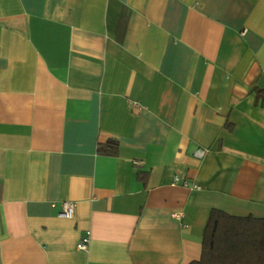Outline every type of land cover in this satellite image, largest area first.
I'll list each match as a JSON object with an SVG mask.
<instances>
[{
    "label": "crops",
    "instance_id": "0c3cea01",
    "mask_svg": "<svg viewBox=\"0 0 264 264\" xmlns=\"http://www.w3.org/2000/svg\"><path fill=\"white\" fill-rule=\"evenodd\" d=\"M214 207L264 216V0H0V264H189Z\"/></svg>",
    "mask_w": 264,
    "mask_h": 264
},
{
    "label": "trees",
    "instance_id": "16d2710c",
    "mask_svg": "<svg viewBox=\"0 0 264 264\" xmlns=\"http://www.w3.org/2000/svg\"><path fill=\"white\" fill-rule=\"evenodd\" d=\"M119 140L97 142V151L116 155ZM146 172L138 171L144 179ZM189 264H264V216L235 215L212 208L202 237V251Z\"/></svg>",
    "mask_w": 264,
    "mask_h": 264
},
{
    "label": "built area",
    "instance_id": "2783aa9c",
    "mask_svg": "<svg viewBox=\"0 0 264 264\" xmlns=\"http://www.w3.org/2000/svg\"><path fill=\"white\" fill-rule=\"evenodd\" d=\"M205 151H206V149L196 148L194 150V153L197 156H202L205 153ZM137 161L140 162L141 159H138ZM171 182L173 184L180 183V184L185 185V186L200 188V184H198L197 182L191 181L188 178H180L179 175H177V174H175L172 177ZM74 211H75V203L73 201L67 200V201L63 202V208L59 213L62 215H65V216H73ZM174 215L176 217L181 218L183 216V212L174 213ZM88 243H89V234L87 233L81 237L78 246L81 249H86L88 246Z\"/></svg>",
    "mask_w": 264,
    "mask_h": 264
}]
</instances>
